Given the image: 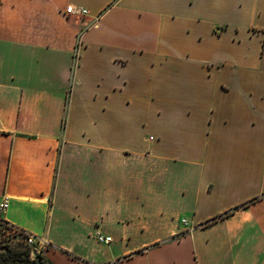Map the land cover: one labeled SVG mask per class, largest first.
<instances>
[{
  "label": "crops",
  "instance_id": "obj_1",
  "mask_svg": "<svg viewBox=\"0 0 264 264\" xmlns=\"http://www.w3.org/2000/svg\"><path fill=\"white\" fill-rule=\"evenodd\" d=\"M3 198L47 264H264V0H0Z\"/></svg>",
  "mask_w": 264,
  "mask_h": 264
},
{
  "label": "built area",
  "instance_id": "obj_2",
  "mask_svg": "<svg viewBox=\"0 0 264 264\" xmlns=\"http://www.w3.org/2000/svg\"><path fill=\"white\" fill-rule=\"evenodd\" d=\"M87 14V11L85 9H83L82 7H75L72 5H69L65 8V15L73 17L74 19H78V20H82L83 22V17H85ZM7 208V200L6 198H3L0 201V223L6 224L3 220L1 215L4 213V211ZM181 222L186 225V220L182 219ZM7 225V224H6ZM9 228H11L13 233H16L17 235H20V237L23 240V244L27 247H29L31 255L30 257L33 258L32 256V252H36L37 254H40L41 250H43L46 247V241L44 239L41 238H36L32 235L26 234L22 231H20L17 228H14L12 226H9ZM96 240L98 243H102V244H108L111 241V238L108 236H103L101 234H97L96 235Z\"/></svg>",
  "mask_w": 264,
  "mask_h": 264
},
{
  "label": "trees",
  "instance_id": "obj_3",
  "mask_svg": "<svg viewBox=\"0 0 264 264\" xmlns=\"http://www.w3.org/2000/svg\"><path fill=\"white\" fill-rule=\"evenodd\" d=\"M29 247L17 248L15 246H0V264H34L35 258L30 257ZM41 257L40 264H47Z\"/></svg>",
  "mask_w": 264,
  "mask_h": 264
},
{
  "label": "rangeland",
  "instance_id": "obj_4",
  "mask_svg": "<svg viewBox=\"0 0 264 264\" xmlns=\"http://www.w3.org/2000/svg\"><path fill=\"white\" fill-rule=\"evenodd\" d=\"M166 180L163 181L162 185H166ZM161 186V185H160ZM168 188V185H166ZM168 191V189H167ZM143 197H146V195L143 194ZM114 205H112L113 207ZM0 246H15L17 248H23V240L20 237V235H17L16 233H13L11 228L8 227V225L0 223Z\"/></svg>",
  "mask_w": 264,
  "mask_h": 264
},
{
  "label": "water",
  "instance_id": "obj_5",
  "mask_svg": "<svg viewBox=\"0 0 264 264\" xmlns=\"http://www.w3.org/2000/svg\"><path fill=\"white\" fill-rule=\"evenodd\" d=\"M32 256L35 258V263L34 264H40V261H41L40 255L33 251L32 252Z\"/></svg>",
  "mask_w": 264,
  "mask_h": 264
}]
</instances>
